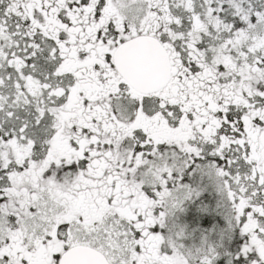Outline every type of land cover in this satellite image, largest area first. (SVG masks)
<instances>
[{"label": "snow or ice", "instance_id": "6c2138e0", "mask_svg": "<svg viewBox=\"0 0 264 264\" xmlns=\"http://www.w3.org/2000/svg\"><path fill=\"white\" fill-rule=\"evenodd\" d=\"M0 264H264V0H0Z\"/></svg>", "mask_w": 264, "mask_h": 264}]
</instances>
